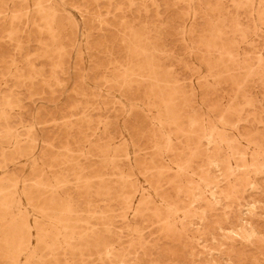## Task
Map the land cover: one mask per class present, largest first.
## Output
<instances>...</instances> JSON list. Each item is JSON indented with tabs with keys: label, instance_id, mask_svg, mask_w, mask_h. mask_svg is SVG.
Here are the masks:
<instances>
[{
	"label": "rangeland",
	"instance_id": "374dc122",
	"mask_svg": "<svg viewBox=\"0 0 264 264\" xmlns=\"http://www.w3.org/2000/svg\"><path fill=\"white\" fill-rule=\"evenodd\" d=\"M0 264H264V0H0Z\"/></svg>",
	"mask_w": 264,
	"mask_h": 264
}]
</instances>
